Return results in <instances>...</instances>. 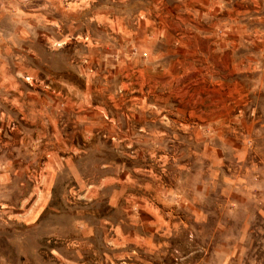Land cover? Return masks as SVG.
I'll return each mask as SVG.
<instances>
[{"label":"rangeland","instance_id":"obj_1","mask_svg":"<svg viewBox=\"0 0 264 264\" xmlns=\"http://www.w3.org/2000/svg\"><path fill=\"white\" fill-rule=\"evenodd\" d=\"M0 264H264V0H0Z\"/></svg>","mask_w":264,"mask_h":264}]
</instances>
